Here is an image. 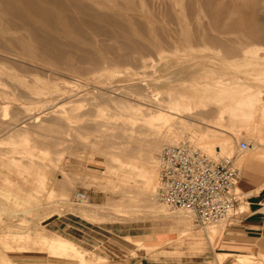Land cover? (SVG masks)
<instances>
[{
  "label": "rangeland",
  "instance_id": "1",
  "mask_svg": "<svg viewBox=\"0 0 264 264\" xmlns=\"http://www.w3.org/2000/svg\"><path fill=\"white\" fill-rule=\"evenodd\" d=\"M47 1L0 0V264H264L242 200L199 226L154 197L184 135L264 167V0Z\"/></svg>",
  "mask_w": 264,
  "mask_h": 264
},
{
  "label": "built area",
  "instance_id": "2",
  "mask_svg": "<svg viewBox=\"0 0 264 264\" xmlns=\"http://www.w3.org/2000/svg\"><path fill=\"white\" fill-rule=\"evenodd\" d=\"M239 149H248V143L240 140ZM156 160L154 197L169 209L189 212L199 226L227 219L237 203L247 197L237 190L240 172L232 158L203 152L188 136L177 143L162 144ZM73 197L77 201L86 199L79 190Z\"/></svg>",
  "mask_w": 264,
  "mask_h": 264
},
{
  "label": "crops",
  "instance_id": "3",
  "mask_svg": "<svg viewBox=\"0 0 264 264\" xmlns=\"http://www.w3.org/2000/svg\"><path fill=\"white\" fill-rule=\"evenodd\" d=\"M254 166V164H251ZM260 167V165L255 164ZM254 166V167H255ZM264 168V167H263ZM253 169L245 167L244 172L241 173L238 185L243 190H247V197L242 200V210H239L234 219L236 220V238H244L245 240L233 241L235 245H245L242 243H248L252 239L255 243L259 244L261 251L264 253V169ZM240 201L235 206V209L239 208ZM223 234V233H222ZM221 234L220 237L223 235ZM67 242V241H66ZM232 242V244H233ZM229 244V243H228ZM231 245V244H230ZM233 254V252H230ZM245 262V261H244Z\"/></svg>",
  "mask_w": 264,
  "mask_h": 264
},
{
  "label": "bare ground",
  "instance_id": "4",
  "mask_svg": "<svg viewBox=\"0 0 264 264\" xmlns=\"http://www.w3.org/2000/svg\"><path fill=\"white\" fill-rule=\"evenodd\" d=\"M43 1H45V2H48L47 0H43ZM5 2H12V3H14L16 6H19L18 8L20 9V10H25V9H28V8H33V9H35L37 12H41V11H47V10H51V9H53V8H51V7H46V6H44V5H42L41 3H39L38 2V0H28V4L27 5H24V4H21L20 5V0H4V3ZM63 2H66V3H69V5L70 4H73V3H70L69 1H67V0H65V1H63ZM86 10H84V12H85ZM89 15H93V13H88ZM14 15H12V16H10L9 17V20H14L15 19V17H13ZM42 18H45V16H43V15H40V16H38V19L39 20H43ZM258 25V27H257V32H258V34L259 35H262L263 33H264V23H262V22H260L259 24H257ZM259 30V31H258ZM250 31H253V28H252V26L250 27V29L248 30V33H252V32H250ZM258 37H260V36H258ZM92 58V57H91ZM94 61H95V59L94 58H92ZM92 60V61H93ZM260 94V92H258V95ZM259 99V98H258ZM259 101V100H258ZM164 112V111H163ZM168 113H172L171 111H167ZM242 113V112H241ZM243 114V113H242ZM116 115V114H115ZM170 115V114H169ZM244 115V114H243ZM116 118V117H115ZM131 119V118H130ZM138 119H140V118H138ZM129 122V121H128ZM132 123V122H131ZM255 128V127H254ZM207 136V135H206ZM210 136V135H209ZM209 136H208V138H209ZM202 137V136H201ZM203 138V137H202ZM213 138V137H212ZM212 138H211V140H212ZM181 138H179L178 140H176V141H173V142H165V143H177V142H179V140H180ZM152 140V139H151ZM191 140V139H190ZM149 142V141H148ZM200 142H202V141H200ZM154 144L155 143H153V144H150V145H148L145 149H144V161H148V159L150 158V155H151V153H152V150L154 149ZM203 144H206V147H208L209 148V151L211 150L210 148H211V144H212V142L210 141V140H208L207 138H206V140L204 141V143ZM197 147V146H196ZM117 148V147H116ZM198 148V147H197ZM200 149V148H199ZM213 149V148H212ZM135 150V149H134ZM201 150V149H200ZM203 151V150H202ZM203 152H206V151H203ZM206 153H208V154H214V153H218V154H220V155H222V152L219 150V149H214V150H212V151H210V152H206ZM153 159H154V157H153ZM153 159H152V161H153ZM151 161V160H150ZM151 161V162H152ZM155 161V160H154ZM156 165H157V160H156ZM158 170V169H157ZM157 178H158V171H157ZM156 185H157V181H156V184H155V190H156ZM155 190H154V193H155ZM248 194L246 193V196H247ZM85 198L87 199V196H86V194H85ZM86 199H84V200H86ZM83 200V199H82ZM81 200V201H82ZM162 204V203H161ZM163 206H164V204H163ZM175 210V209H174ZM177 211H183V212H187V211H184V210H179V209H177ZM187 213H189V212H187ZM205 230V229H204ZM222 230H223V226H219V227H212V228H209L206 232H207V238L209 239V241L211 242V243H215L219 238H220V236H221V234H222ZM205 232V233H206ZM59 241H61L62 243H65L66 242V240H64V239H62V238H60V240Z\"/></svg>",
  "mask_w": 264,
  "mask_h": 264
}]
</instances>
